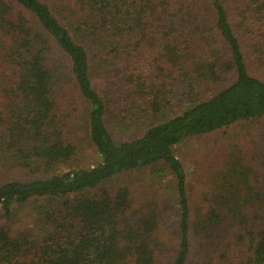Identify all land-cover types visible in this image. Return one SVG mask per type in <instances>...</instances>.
<instances>
[{"label":"trees","instance_id":"obj_1","mask_svg":"<svg viewBox=\"0 0 264 264\" xmlns=\"http://www.w3.org/2000/svg\"><path fill=\"white\" fill-rule=\"evenodd\" d=\"M260 119L264 0H0V264H264Z\"/></svg>","mask_w":264,"mask_h":264},{"label":"rangeland","instance_id":"obj_2","mask_svg":"<svg viewBox=\"0 0 264 264\" xmlns=\"http://www.w3.org/2000/svg\"><path fill=\"white\" fill-rule=\"evenodd\" d=\"M262 126H264V119L256 120L253 123L236 124L214 134L194 137L183 141L178 147L177 154L182 160L185 173L189 177L190 171L194 166L190 163V156L193 154L196 156L195 158L198 160L202 172H205L207 170V163L208 167L210 163H214V159H211V157L214 155L218 147L225 149L228 143L233 139L234 135L245 132L253 135L257 133ZM141 127V124L136 122L124 126L110 127L109 131L115 142H121L139 136L142 131ZM83 143L84 142H80L78 147V164L81 168H89L94 166L99 159L97 155L91 152ZM162 182L165 183L167 180L163 179Z\"/></svg>","mask_w":264,"mask_h":264}]
</instances>
